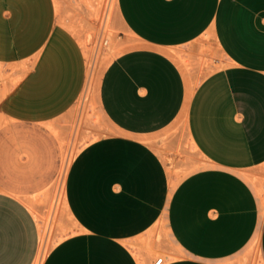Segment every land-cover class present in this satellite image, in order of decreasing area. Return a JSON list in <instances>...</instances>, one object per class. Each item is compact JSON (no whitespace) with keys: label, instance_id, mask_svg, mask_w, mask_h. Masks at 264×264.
Masks as SVG:
<instances>
[{"label":"crops","instance_id":"1","mask_svg":"<svg viewBox=\"0 0 264 264\" xmlns=\"http://www.w3.org/2000/svg\"><path fill=\"white\" fill-rule=\"evenodd\" d=\"M116 3L119 19L139 40L109 62L99 84L101 109L121 137L93 142L70 165L66 182L77 229L42 264H141L129 243L162 215L179 249L163 264H224L259 233L264 255V195L252 182L264 176V63L229 56V64L193 87L174 55L194 51L229 13L251 23V52L264 54V0ZM73 5L0 0V62L33 71L19 87L36 93L33 123L59 116L79 90L81 82H68V71L83 69L84 51L62 23ZM179 117L187 120L189 140L205 164L170 189L147 139ZM15 181L0 163V264H33L39 224L13 193ZM83 203L94 210L90 220ZM102 207L105 221L94 215Z\"/></svg>","mask_w":264,"mask_h":264},{"label":"rangeland","instance_id":"2","mask_svg":"<svg viewBox=\"0 0 264 264\" xmlns=\"http://www.w3.org/2000/svg\"><path fill=\"white\" fill-rule=\"evenodd\" d=\"M116 2L74 0L73 9L63 13V25L77 37L83 48L84 63L82 70L68 71V82L78 80L81 83L72 103L59 116L43 123L31 122L34 120L32 100L36 93L33 88L21 90L19 87L33 71L27 65L0 62V163L10 178L16 180L13 193L29 206L38 224L42 223L39 226L41 246L35 260L46 256L57 242L77 229L74 203L69 199L66 182L72 162L93 142L121 137L101 109L99 84L109 62L121 52L138 46L139 40L119 19ZM250 26L251 23H242L234 13H229L195 43V52L187 49L174 51L193 87L208 73L229 64V56L264 63L263 53L251 52L254 39ZM147 141L164 163L170 189L205 164L203 156L189 140L185 118L179 117ZM67 160L69 166L63 176ZM252 182L258 185L262 197L264 176H254ZM83 207L85 217L90 220L92 209L86 203ZM106 210V207L98 208L94 215L105 221ZM261 223L264 224L263 199ZM129 245L137 259L139 252L147 264H153L159 256L164 259L175 257L179 250L164 215ZM224 264H264L260 233Z\"/></svg>","mask_w":264,"mask_h":264},{"label":"bare ground","instance_id":"3","mask_svg":"<svg viewBox=\"0 0 264 264\" xmlns=\"http://www.w3.org/2000/svg\"><path fill=\"white\" fill-rule=\"evenodd\" d=\"M68 160H69V158H68ZM67 160V163H66V165H65V168H64V172H63V176L64 175H66V172H67V168H68V166H69V161ZM65 188V187H64ZM61 200V199H60ZM67 209V208H66ZM39 220H41L40 218H39ZM42 224V223H41ZM40 224V225H41ZM39 225V226H40ZM42 227H44V226H42ZM43 228H41V230H42ZM41 232V231H40ZM45 231H43V233H44ZM40 235H41V233H40ZM42 236V235H41ZM47 238V237H46ZM41 240V239H40ZM42 240H43V238H42ZM47 240V239H46ZM42 242V241H41ZM40 246H41V244H40ZM43 246H44V243H43ZM37 258V257H36ZM44 258H45V255H42V258H38V259H36L35 260V263L34 264H42V262H43V260H44ZM140 261H141V264H145V261H144V259H143V257H141L140 258Z\"/></svg>","mask_w":264,"mask_h":264},{"label":"built area","instance_id":"4","mask_svg":"<svg viewBox=\"0 0 264 264\" xmlns=\"http://www.w3.org/2000/svg\"><path fill=\"white\" fill-rule=\"evenodd\" d=\"M263 198H264V197H263ZM164 262H165L164 257L159 256V257H157V258L154 260L153 264H163Z\"/></svg>","mask_w":264,"mask_h":264}]
</instances>
